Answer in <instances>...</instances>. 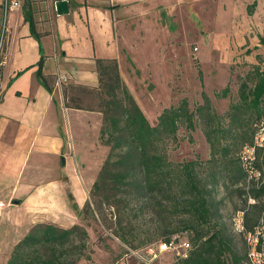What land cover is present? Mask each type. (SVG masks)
Here are the masks:
<instances>
[{
    "label": "crops",
    "instance_id": "crops-1",
    "mask_svg": "<svg viewBox=\"0 0 264 264\" xmlns=\"http://www.w3.org/2000/svg\"><path fill=\"white\" fill-rule=\"evenodd\" d=\"M173 1L67 0L68 13L56 15L49 10L44 21L32 9L35 31L48 32L38 40L29 35L22 0L19 7L6 13L0 52V233L6 229L11 247L36 224L61 229L77 224V212L87 200L107 151L97 139L101 114L64 107L61 83L95 85L94 58H115L121 79L134 96L122 47L126 45L125 51L132 58L138 56L145 41L127 35L121 23L137 17L135 22H152L154 26L158 22L156 5L166 9L169 20L174 22ZM191 1L214 6L213 20L208 22H228L238 33L256 30L254 35L247 34V40L257 41V35L264 36V0ZM134 10L141 13V19L132 14ZM1 19L0 0V23ZM226 31L221 30V34L225 36ZM231 38L219 37L215 42L229 44L233 42ZM145 39L150 46L144 55L150 51L158 57L157 38ZM235 42L241 45L244 36L237 34ZM245 47L237 51L234 47L230 52L239 55ZM39 53L43 55L42 74L56 77L51 92L35 74ZM133 65L142 74L135 58ZM142 65L146 67L143 61Z\"/></svg>",
    "mask_w": 264,
    "mask_h": 264
},
{
    "label": "trees",
    "instance_id": "trees-1",
    "mask_svg": "<svg viewBox=\"0 0 264 264\" xmlns=\"http://www.w3.org/2000/svg\"><path fill=\"white\" fill-rule=\"evenodd\" d=\"M21 10L30 36L38 40L48 33L35 31L30 0H22ZM257 43L263 46V60L256 56L257 63L263 61L261 66L254 64L246 71L236 87L235 99L229 101L222 112L215 111L211 99L201 90V101L195 104L193 111L188 110L187 101L182 98L177 104L162 108L156 123L151 125L121 79L115 58H94L95 85L61 83L64 107L101 114L97 139L107 146V153L91 185L92 190L107 189L112 195L122 197L125 205H130L139 215L145 214L149 220L154 218L163 230L158 243L175 235L185 238L189 245L186 257L175 258L170 264H226V256L232 253L227 241L211 223L216 213L211 194L214 176L209 182H202L194 172V161L168 160L163 140L173 136L178 125L192 130L196 122L208 146L207 163L225 155L228 141L239 135L248 112L256 113L253 121L264 112L260 113L264 101V36L257 35ZM42 64L43 55L39 53L35 74L41 85L51 92L56 77L43 75ZM197 74L200 80V70ZM228 92L225 85L213 95L223 98ZM251 195H264V184L251 189ZM174 214L187 216L183 220L184 231L174 233L175 229H166ZM154 236H145L144 245ZM86 240V232L78 225L61 229L36 224L11 247L4 264H76L81 259L88 260L84 254ZM230 262L237 264L239 259L233 257Z\"/></svg>",
    "mask_w": 264,
    "mask_h": 264
},
{
    "label": "rangeland",
    "instance_id": "rangeland-1",
    "mask_svg": "<svg viewBox=\"0 0 264 264\" xmlns=\"http://www.w3.org/2000/svg\"><path fill=\"white\" fill-rule=\"evenodd\" d=\"M173 3L174 22L169 20L166 9L156 5L158 22L154 26L152 22H135L137 17L121 23L127 35L137 41H145L142 49L137 52L138 56L131 58L125 51L126 45L122 47V52L125 71L133 82L132 97L151 125L156 123V116L162 108L175 105L182 98L186 99L188 110L193 111L195 104L201 101V90L209 96L215 111L225 110L229 101L235 99L236 87L246 71L254 64L261 66L263 62L257 63L256 58L259 56V59L263 60V46L255 43L257 41L246 39L247 34H255L256 30L253 28L238 33L236 30L234 32L235 28L228 22L226 25L225 22H208L207 19L213 20L211 11L215 14V8L212 5L207 7L202 1L193 4L191 0H174ZM30 4L32 9L39 13L42 21L45 20L43 17L48 16L49 10L55 12L53 0H30ZM132 14H138L139 18L141 16L136 10ZM222 24L225 27L222 28ZM115 28H118L117 24ZM223 29L227 30L225 36L221 34ZM5 32L6 30L3 32V40ZM237 34L244 36V43L241 45L235 42ZM226 36L232 37L233 42H215L217 38ZM153 37L157 38L159 44L158 57L155 52L152 56L150 51L144 55L146 47L149 50L150 46L145 38L150 40ZM3 40L0 51L3 48ZM234 47L236 51L243 47L245 49L238 55L230 52ZM240 55L246 57L242 58ZM134 58L139 70H143L142 74L133 67ZM141 60L146 63V67L142 65ZM197 70H200V80ZM225 85H228V95L223 98L214 97L213 92ZM260 109V113L264 111V101ZM254 118L256 113L249 111L246 121L239 129V135L228 141L229 148L225 155L211 163L206 161L209 158V150L199 123L195 122L192 130L178 125L174 135L163 140L168 160L194 161V172L202 182H209L212 175L214 176L215 184L211 194L215 201L216 213L211 223L215 224V229L231 249L232 253L226 256V264H232L230 259L233 257L239 259L237 264H245L244 244L240 236L231 232L230 216L237 210H244V225L249 229L255 223L262 207L263 195L254 197L249 189L248 193L255 202L247 204L244 191L237 185L242 179V173L236 162V153L244 143L241 139L245 138V142L250 139V126ZM67 201L70 204L68 196ZM86 203L87 206L84 205L85 207L77 212L75 225L80 226L87 234L84 254L88 260L81 259L76 264H142L135 252H140L146 257L148 247H155L161 240L158 236L163 230L154 218L149 220L145 214L139 215L130 205H125L122 197L112 195L107 189L92 190L90 187ZM185 219L186 215H171L166 229H175L174 233L184 231ZM6 233V229L0 233V264L5 263L11 251V239ZM149 234L155 236L149 240L150 245H144L143 240ZM137 249L138 251H135ZM175 258L178 256L173 251L163 252L151 258L150 264H170Z\"/></svg>",
    "mask_w": 264,
    "mask_h": 264
},
{
    "label": "built area",
    "instance_id": "built-area-1",
    "mask_svg": "<svg viewBox=\"0 0 264 264\" xmlns=\"http://www.w3.org/2000/svg\"><path fill=\"white\" fill-rule=\"evenodd\" d=\"M19 6V0H1L0 49L3 32L6 29V13ZM251 127L250 140L243 143L236 153V162L242 173V179L237 185L244 191L247 204L255 202V199L248 193L249 189L258 188L264 184V112L253 121ZM261 201V211L249 229L244 225V210L235 211L229 218L231 232L240 236L244 244L245 264H264V195ZM2 207L3 203L0 201V210ZM188 249L189 245L186 239L175 235L166 242L157 243L155 247H148L146 257L140 252H135V254L142 264H150L151 258L168 251H173L178 258H185Z\"/></svg>",
    "mask_w": 264,
    "mask_h": 264
},
{
    "label": "water",
    "instance_id": "water-1",
    "mask_svg": "<svg viewBox=\"0 0 264 264\" xmlns=\"http://www.w3.org/2000/svg\"><path fill=\"white\" fill-rule=\"evenodd\" d=\"M54 11L56 15H64L68 13V3L67 0H56L54 2Z\"/></svg>",
    "mask_w": 264,
    "mask_h": 264
}]
</instances>
